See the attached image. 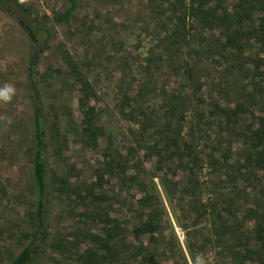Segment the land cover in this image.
Returning a JSON list of instances; mask_svg holds the SVG:
<instances>
[{"label": "trees", "instance_id": "obj_1", "mask_svg": "<svg viewBox=\"0 0 264 264\" xmlns=\"http://www.w3.org/2000/svg\"><path fill=\"white\" fill-rule=\"evenodd\" d=\"M138 1L147 47L139 42L122 61L128 68L112 107L126 126L120 134L103 122L96 90L68 52L61 63L78 91L79 118L66 112L62 122L63 107L44 112L35 56L50 41L48 26L69 25L81 0L40 15L21 0H0L29 41L32 114V198L18 221L0 224V241L16 243L0 245V264H188L170 238L155 179L190 223L192 264H206L208 251L223 264H264V0ZM99 26L110 42L123 27ZM72 132L98 151L84 177L65 159ZM54 218L69 225L54 227Z\"/></svg>", "mask_w": 264, "mask_h": 264}, {"label": "rangeland", "instance_id": "obj_2", "mask_svg": "<svg viewBox=\"0 0 264 264\" xmlns=\"http://www.w3.org/2000/svg\"><path fill=\"white\" fill-rule=\"evenodd\" d=\"M21 1L38 15L59 10L62 4L61 0ZM142 15L138 0H81L79 11L69 25L48 26L51 33L50 41L35 56V81L44 103L45 114L52 107H63L60 112L62 122L65 120L66 112H69L74 122L79 118L78 91L66 79L61 63V55L68 52L83 68V72L95 88L96 101L93 103L96 108L105 112V115H102L103 122L112 123L118 132L123 134L126 126L118 113L112 111L113 100L116 85L123 76V71L128 68V64L122 62L123 59L129 57L128 52H131L130 56L133 57L139 42L147 47V41L140 32ZM83 22L86 24L84 28L80 27V23ZM91 22H94L93 31L87 34L86 28ZM104 22L112 26L123 25V27L119 26V31L111 38L113 43L112 40L110 42L106 39L109 36L107 31H104V35L100 32L102 30L99 29V23ZM114 42L121 44L113 49ZM28 51L29 41L26 34L13 18L0 10V188L4 189V193L0 195V224L5 219L18 221L17 216L26 212V206L32 198V188L27 182L28 160L25 155L32 119L23 67ZM15 141H22L21 149L15 148ZM67 144L65 159L71 166L80 170L83 177L86 176L89 167L94 165L99 157L98 151L83 145L82 139L74 132L68 135ZM154 183L161 193L163 206L170 222L172 230L170 238L178 243L188 264H192L186 249L188 239L186 229H190V223L186 222V215L183 212L174 209L168 203L157 179ZM56 225L64 229L69 223L66 219L54 218L52 226ZM2 238L4 241L5 238ZM2 244L4 243L0 241V245ZM13 244L16 243L7 241L4 246L11 248ZM18 250L16 249V252ZM204 261L206 264H223L214 256V251H208Z\"/></svg>", "mask_w": 264, "mask_h": 264}]
</instances>
